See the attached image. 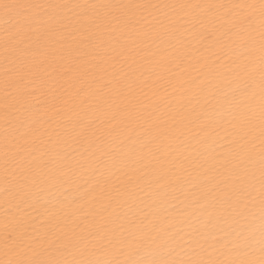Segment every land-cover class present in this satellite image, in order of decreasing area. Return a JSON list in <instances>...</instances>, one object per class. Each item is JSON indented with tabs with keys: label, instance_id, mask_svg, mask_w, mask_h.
I'll list each match as a JSON object with an SVG mask.
<instances>
[{
	"label": "snow or ice",
	"instance_id": "obj_1",
	"mask_svg": "<svg viewBox=\"0 0 264 264\" xmlns=\"http://www.w3.org/2000/svg\"><path fill=\"white\" fill-rule=\"evenodd\" d=\"M0 264H264V0H0Z\"/></svg>",
	"mask_w": 264,
	"mask_h": 264
}]
</instances>
